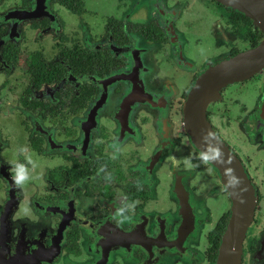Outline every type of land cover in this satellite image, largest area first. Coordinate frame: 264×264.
Listing matches in <instances>:
<instances>
[{
  "label": "flooded vegetation",
  "instance_id": "obj_1",
  "mask_svg": "<svg viewBox=\"0 0 264 264\" xmlns=\"http://www.w3.org/2000/svg\"><path fill=\"white\" fill-rule=\"evenodd\" d=\"M203 1L234 38L223 59L260 42L254 19ZM193 3L0 0V264H216L232 200L182 123L215 64L183 55L201 41ZM205 116L253 188L238 264H264V68L224 85ZM183 152L189 171L218 175L214 219L192 201ZM13 160L29 170L20 187Z\"/></svg>",
  "mask_w": 264,
  "mask_h": 264
},
{
  "label": "water",
  "instance_id": "obj_2",
  "mask_svg": "<svg viewBox=\"0 0 264 264\" xmlns=\"http://www.w3.org/2000/svg\"><path fill=\"white\" fill-rule=\"evenodd\" d=\"M217 1L254 19L263 37L255 46L209 66L197 77L183 104L182 123L193 144L217 171L232 200V214L219 243L216 264H238L242 237L252 214L253 188L238 158L210 127L205 111L224 85L264 68V0Z\"/></svg>",
  "mask_w": 264,
  "mask_h": 264
},
{
  "label": "rangeland",
  "instance_id": "obj_3",
  "mask_svg": "<svg viewBox=\"0 0 264 264\" xmlns=\"http://www.w3.org/2000/svg\"><path fill=\"white\" fill-rule=\"evenodd\" d=\"M205 2L203 0H195V3H193L188 9L189 14L186 21L187 23L191 22V27H193L190 34L198 36L201 41L196 45L188 42L187 50L183 52L185 59L198 62L201 65L205 63L204 66L209 62H219L226 57L228 49L232 45L231 43H233L234 39L227 33L223 20L210 9L214 6H207ZM148 73H151L149 68ZM183 82L184 80L181 78V86ZM218 117L220 119V116ZM186 157V152H183L181 156L183 161V173H190L188 175L187 183H194L198 187L197 192L194 196H192V201L195 206H198L200 203L199 199H201L202 206H206L207 210L214 219L218 215L216 213L218 207H220V205L223 207L222 200L224 199L222 195H219L218 190L216 191L213 189H218L216 186L218 175L213 168L208 169V172L204 171L195 173L193 171H189V166L186 165L185 162ZM155 165L156 164L153 166ZM213 190L214 192L211 194Z\"/></svg>",
  "mask_w": 264,
  "mask_h": 264
},
{
  "label": "clouds",
  "instance_id": "obj_4",
  "mask_svg": "<svg viewBox=\"0 0 264 264\" xmlns=\"http://www.w3.org/2000/svg\"><path fill=\"white\" fill-rule=\"evenodd\" d=\"M210 135V133H206ZM19 151L21 153L26 151L25 146H21ZM10 180L14 187H20L30 180L29 170L23 161L13 160L10 162Z\"/></svg>",
  "mask_w": 264,
  "mask_h": 264
}]
</instances>
